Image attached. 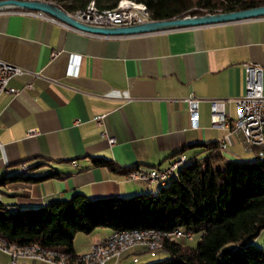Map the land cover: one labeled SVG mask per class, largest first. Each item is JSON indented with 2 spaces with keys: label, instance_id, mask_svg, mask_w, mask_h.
<instances>
[{
  "label": "crops",
  "instance_id": "crops-1",
  "mask_svg": "<svg viewBox=\"0 0 264 264\" xmlns=\"http://www.w3.org/2000/svg\"><path fill=\"white\" fill-rule=\"evenodd\" d=\"M0 60L23 71L9 82L16 93L0 96V179L57 175L38 183L5 181L0 202L11 211L76 194L89 199L155 194L191 163L203 143L226 139L223 163L253 157L240 136L211 123L210 102L223 101L229 120L236 118L234 101L245 93V66L264 65V16L111 36L28 11H6L0 12ZM189 95L198 99L195 129L182 102ZM92 158L147 171L181 161L164 183H142L128 181L130 171L95 166ZM110 233H77L74 254L82 257ZM141 254L132 249L105 264H136ZM9 256L0 250V264Z\"/></svg>",
  "mask_w": 264,
  "mask_h": 264
},
{
  "label": "trees",
  "instance_id": "trees-1",
  "mask_svg": "<svg viewBox=\"0 0 264 264\" xmlns=\"http://www.w3.org/2000/svg\"><path fill=\"white\" fill-rule=\"evenodd\" d=\"M44 1L75 14L86 10L91 3L99 11L112 10L122 0ZM131 1L143 4L149 20L153 21L264 5V0ZM197 146L200 153L155 194L95 199L76 194L66 201L15 211L0 202V238L9 248L38 247L42 251L62 253L74 263L78 258L73 252L77 233L90 234L97 229L111 232L180 229L200 233L196 247L166 240L163 250L169 257L150 264H264V245H247L264 229V159L227 161L217 166L215 163L222 160V145L211 142ZM92 163L115 173L137 169H121L101 158H92ZM55 176L52 173L38 177L12 176L1 178L0 185L5 181L38 183ZM227 244L232 247L225 249Z\"/></svg>",
  "mask_w": 264,
  "mask_h": 264
},
{
  "label": "built area",
  "instance_id": "built-area-1",
  "mask_svg": "<svg viewBox=\"0 0 264 264\" xmlns=\"http://www.w3.org/2000/svg\"><path fill=\"white\" fill-rule=\"evenodd\" d=\"M34 13L38 17L47 18L52 21H55L53 18L39 12H30ZM75 20L96 26H112V27H124L135 24H140V20L137 17L133 18H97L93 15L80 14L76 17H73ZM65 27L70 28L69 26L63 24ZM22 69L5 63L0 60V96L3 93L14 94L16 90L9 87V82L14 77L22 73ZM263 76H264V65L258 64H249L245 66V93L235 99V109H236V118L229 120V115L224 108V103L221 100H212L210 102V112H211V123L213 125L219 126L221 128H229L231 131L240 136V144L242 145L245 153L252 154L255 158H264V89H263ZM28 89L32 88V85H27ZM182 102L186 105V109L189 117L190 127L195 129L197 128L198 121V99L193 95H189L187 98L183 99ZM94 120L99 122L100 118L95 117ZM110 144L113 143V139H108ZM220 145H228V141L225 139L219 143ZM1 147V143H0ZM179 161V160H178ZM173 163L169 168L165 170H140L135 169L134 174L131 176H126L128 181L142 182V183H152V182H161L163 178L170 174L172 168L176 163ZM163 232L158 230H150ZM128 232L139 233V230L132 231H115L112 232L104 240H97L91 246L90 251L82 256L93 255V253L99 248L103 247L106 244L111 243L114 239L119 238L121 235H125ZM167 236H171L175 240H181L191 237V233L184 232L180 229H175L171 232H163ZM139 248L142 250V253H157L158 250L155 248H150L147 246H138L135 248L125 249L120 255L112 256L105 260L114 258L117 259L123 254L127 253L132 249ZM36 259V258H30ZM21 260V261H20ZM22 257H10V260L7 264H25ZM38 260V259H36ZM40 261V260H39ZM134 263L137 262L135 258Z\"/></svg>",
  "mask_w": 264,
  "mask_h": 264
},
{
  "label": "bare ground",
  "instance_id": "bare-ground-1",
  "mask_svg": "<svg viewBox=\"0 0 264 264\" xmlns=\"http://www.w3.org/2000/svg\"><path fill=\"white\" fill-rule=\"evenodd\" d=\"M80 14L93 15L97 18H133L137 17L141 23L148 21V14L143 4H137L132 1L122 0L117 8L112 10L99 11L91 3L90 6L84 11H78L75 14H71L72 17H76ZM223 146V145H222ZM224 149V147H222ZM264 159V158H259ZM181 161V160H179ZM178 161V162H179ZM177 162V163H178ZM173 166L170 174H167L160 183H164L166 178L173 175V169L177 166ZM177 168V167H176ZM134 174V170L127 176ZM176 241L171 236H167L164 233L157 231H140L128 232L125 235H121L119 238L114 239L111 243L106 244L103 247H99L93 255H86L78 257L74 263L68 258L54 251H42L40 248H23L13 249L9 248L7 244L0 239V250L7 252L11 257H22L23 259L36 258L40 261L52 264H105V260L120 255L125 249L135 248L138 246H147L155 248L160 251L163 249L164 242Z\"/></svg>",
  "mask_w": 264,
  "mask_h": 264
},
{
  "label": "water",
  "instance_id": "water-1",
  "mask_svg": "<svg viewBox=\"0 0 264 264\" xmlns=\"http://www.w3.org/2000/svg\"><path fill=\"white\" fill-rule=\"evenodd\" d=\"M22 10L36 11L48 15L63 24L74 28L78 31L96 35H134L142 33H151L158 31H166L172 29L189 28L196 26L211 25L217 23L245 20L264 16V5L233 11L214 14H204L195 16H185L182 18H174L170 20L145 21L140 24L112 27V26H96L86 24L72 18L66 11L60 9L51 2L41 0H0V11Z\"/></svg>",
  "mask_w": 264,
  "mask_h": 264
},
{
  "label": "rangeland",
  "instance_id": "rangeland-1",
  "mask_svg": "<svg viewBox=\"0 0 264 264\" xmlns=\"http://www.w3.org/2000/svg\"><path fill=\"white\" fill-rule=\"evenodd\" d=\"M41 1H44V0H41ZM121 1V0H120ZM124 1H131V0H124ZM134 2V1H132ZM135 3V2H134ZM118 4V3H117ZM139 4V3H137ZM7 10L5 11H0V12H6ZM10 11H13V10H10ZM19 11H22V10H19ZM30 12H36V11H30ZM40 13V12H39ZM68 13V12H67ZM70 16L71 14L68 13ZM73 14V13H72ZM48 16V15H47ZM50 17V16H49ZM72 17V16H71ZM52 18V17H51ZM73 18V17H72ZM54 19V18H53ZM55 20V19H54ZM149 21V20H148ZM153 21V20H151ZM259 160L258 158H255V156L252 157L251 160H249L248 162H251V161H255V160ZM189 163H186V165H188ZM224 163L223 162H216L215 165H219V166H222ZM171 179H168L167 183L170 182ZM155 191H158L155 190ZM97 230H101V229H97ZM112 233V232H111ZM110 233V234H111ZM109 234V235H110ZM80 235H86V234H82L80 233ZM108 235V236H109ZM107 236V237H108ZM105 237V238H107ZM105 238H102V239H98V240H104ZM200 238V233H192L191 234V237L190 239L189 238H186V239H181V240H176V242H179L181 243L183 246H186V247H190V248H195L197 243H198V240ZM1 240H3L2 238H0ZM4 241V240H3ZM97 241V240H96ZM5 242V241H4ZM173 242V241H172ZM6 243V242H5ZM7 244V243H6ZM94 244V243H93ZM164 245V244H163ZM247 245H252V246H255V247H262L264 245V229H262L259 233V235L254 239V241L252 243H249ZM232 247V244H227L225 245V249H228ZM51 251V250H49ZM59 253V252H57ZM59 254H62V253H59ZM10 257V256H9ZM169 257V254L161 249L160 252L158 253H154V254H150V253H144V254H141L140 256H137V259L139 260V263H136V264H150V263H153V262H158V261H162V260H165ZM36 260V259H35ZM21 261V260H20ZM39 261V260H38ZM42 262V261H41ZM106 263V262H105Z\"/></svg>",
  "mask_w": 264,
  "mask_h": 264
}]
</instances>
